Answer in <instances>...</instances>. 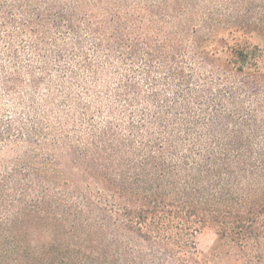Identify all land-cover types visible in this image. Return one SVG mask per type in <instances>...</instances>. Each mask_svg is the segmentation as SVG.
<instances>
[{
	"label": "trees",
	"instance_id": "obj_1",
	"mask_svg": "<svg viewBox=\"0 0 264 264\" xmlns=\"http://www.w3.org/2000/svg\"><path fill=\"white\" fill-rule=\"evenodd\" d=\"M246 18L0 0V264H264V24Z\"/></svg>",
	"mask_w": 264,
	"mask_h": 264
},
{
	"label": "rangeland",
	"instance_id": "obj_2",
	"mask_svg": "<svg viewBox=\"0 0 264 264\" xmlns=\"http://www.w3.org/2000/svg\"><path fill=\"white\" fill-rule=\"evenodd\" d=\"M143 3H149L151 1L164 2L165 0H138ZM181 3L184 5H191L199 8L200 10H206L209 7H229L232 6L238 10H242L246 19L252 21L260 19V22L264 24V0H171V5L179 6ZM202 14H200L201 16ZM260 35H253V41H260ZM4 152L0 153V159L4 158ZM215 232L210 227H205L197 235L198 247L201 251H208L214 243ZM218 264H234L231 261H228L226 258L220 259Z\"/></svg>",
	"mask_w": 264,
	"mask_h": 264
}]
</instances>
